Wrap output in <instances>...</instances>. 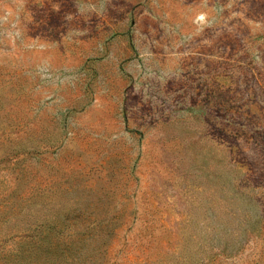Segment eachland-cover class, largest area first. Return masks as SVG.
Segmentation results:
<instances>
[{"label":"rangeland","instance_id":"1","mask_svg":"<svg viewBox=\"0 0 264 264\" xmlns=\"http://www.w3.org/2000/svg\"><path fill=\"white\" fill-rule=\"evenodd\" d=\"M42 234L264 264V0H0V264Z\"/></svg>","mask_w":264,"mask_h":264},{"label":"trees","instance_id":"2","mask_svg":"<svg viewBox=\"0 0 264 264\" xmlns=\"http://www.w3.org/2000/svg\"><path fill=\"white\" fill-rule=\"evenodd\" d=\"M89 237V236H88ZM31 242H29V247L32 250H36L39 246L40 248H43L46 246L47 250L46 252L48 254H50L51 251H55L56 255L58 254L60 259H63L67 264H72L75 262V259L71 256V252L74 251V243L76 241L80 242L79 240H74L72 237H64L63 234H57V235H40L39 237H32L30 238ZM72 241V243H69V241ZM92 237H89V239H87V241H91ZM57 242L56 244L54 242ZM33 243V244H32ZM86 242H84L83 244H85ZM28 244V243H27ZM36 244V245H34ZM20 254V253H19ZM22 254V251H21ZM26 255V254H23ZM29 256H31L30 254H28ZM18 259H20V257H18Z\"/></svg>","mask_w":264,"mask_h":264}]
</instances>
